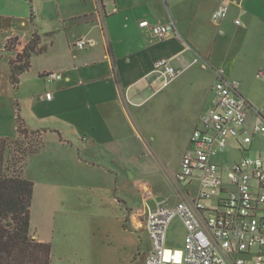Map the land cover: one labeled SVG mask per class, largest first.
Segmentation results:
<instances>
[{
	"label": "crops",
	"instance_id": "0c3cea01",
	"mask_svg": "<svg viewBox=\"0 0 264 264\" xmlns=\"http://www.w3.org/2000/svg\"><path fill=\"white\" fill-rule=\"evenodd\" d=\"M222 6H228V15L216 22L212 14ZM145 19L173 21L175 27L159 39L151 28L140 26ZM36 33L42 49L33 54L30 69L15 85L10 60ZM83 38L94 44L79 47ZM12 42L16 46L11 47ZM196 53L211 67L193 65L170 88L159 89L150 74L157 59L169 57L181 67ZM1 64L0 137L18 134V118L27 129L42 131L40 150L23 169L24 176L27 173L34 181L35 191L43 181L47 183L40 187L45 188L79 183L80 188L100 190L96 194L102 200L116 203L127 216L129 203L122 198L125 182L138 172L148 175L146 157L161 151L144 123L148 98L168 90L164 99L190 110L208 92L207 113L215 104L214 69L220 67L240 80L241 94L264 115V0H0ZM47 72H60L63 77L49 82L44 77ZM49 91L51 99L45 97ZM166 104L175 111L179 108ZM184 115L186 123L189 111ZM169 140L166 147L180 141ZM260 151L258 137L244 153ZM181 185L183 190L178 189L177 198L168 199V204L192 196L195 187ZM145 216L146 211L144 222ZM147 238L149 251L148 232Z\"/></svg>",
	"mask_w": 264,
	"mask_h": 264
},
{
	"label": "built area",
	"instance_id": "2783aa9c",
	"mask_svg": "<svg viewBox=\"0 0 264 264\" xmlns=\"http://www.w3.org/2000/svg\"><path fill=\"white\" fill-rule=\"evenodd\" d=\"M228 11V6L214 10L213 20L219 22ZM140 26L151 28L159 39H165L175 27L173 21L162 24L148 19ZM93 44L86 38L77 42L79 47ZM196 64L211 67L196 53L188 65L181 67L169 57L159 58L150 74L162 89ZM214 73L215 104L193 129L175 174L177 182L192 184L195 189L190 198L171 205L158 196L155 201L149 199L145 224L150 250L145 264H264V115L241 94L239 79L229 77L220 67ZM262 75L259 72L258 76ZM44 77L52 82L63 75L47 72ZM52 95L49 91L45 97L51 99ZM258 137L262 139V151L245 155ZM233 139L242 158L232 163L217 162L216 157L232 145ZM213 199L214 204L208 205ZM176 218L186 229L181 263L174 251L167 253L168 230Z\"/></svg>",
	"mask_w": 264,
	"mask_h": 264
},
{
	"label": "rangeland",
	"instance_id": "374dc122",
	"mask_svg": "<svg viewBox=\"0 0 264 264\" xmlns=\"http://www.w3.org/2000/svg\"><path fill=\"white\" fill-rule=\"evenodd\" d=\"M13 45L16 46L11 43V47ZM3 66L1 64L0 67ZM39 87H42L41 82ZM166 91L151 96L145 104L149 113L144 123L149 134L155 135L154 143L159 145L161 151L146 157L148 175L141 176L143 172H138L125 182L127 188L122 198L129 203L127 216L116 203L102 200L97 195L100 190L80 188L79 183H63L60 188H45L40 187L47 183L43 181L34 192L31 230L51 244V264H145L149 248L143 218L146 204L150 200L155 201V196L175 200L178 189L183 190V185L175 179V173L184 144L188 134L196 125H200L201 115L211 105L207 92L202 103L195 102L188 110L174 100L164 99ZM181 97H185V94ZM166 102L174 103L179 107L178 110H173V106ZM187 110L189 117L186 116L188 120L184 123L182 116L188 114ZM173 137L180 141L166 147ZM9 143L6 153L8 159L18 162L17 166L20 164L23 168L24 162H19L25 156L17 149L15 140H9ZM237 145V141L232 140V145L219 154L216 161L232 163L239 159L242 155ZM17 166L15 169L18 171ZM25 177L29 175L25 173ZM214 202L215 199L209 200L207 204L212 205ZM185 235L182 222L175 219L169 232L167 253L174 251L179 263L185 254Z\"/></svg>",
	"mask_w": 264,
	"mask_h": 264
},
{
	"label": "trees",
	"instance_id": "16d2710c",
	"mask_svg": "<svg viewBox=\"0 0 264 264\" xmlns=\"http://www.w3.org/2000/svg\"><path fill=\"white\" fill-rule=\"evenodd\" d=\"M40 43V36L34 34L17 57L10 60L13 84L18 85L21 75L30 69L31 57L40 51ZM24 124L18 118V134L11 138L0 137V264H51V244L37 239L31 230L35 183L24 176V166L19 164L18 167V162L10 161L6 154L9 140H15L17 149L25 156L19 162L24 165L40 150L42 131L29 130Z\"/></svg>",
	"mask_w": 264,
	"mask_h": 264
}]
</instances>
